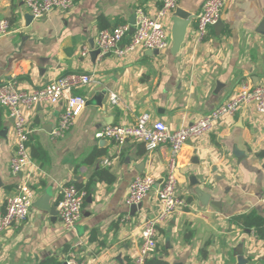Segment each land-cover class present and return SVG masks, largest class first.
<instances>
[{"label": "crops", "instance_id": "1", "mask_svg": "<svg viewBox=\"0 0 264 264\" xmlns=\"http://www.w3.org/2000/svg\"><path fill=\"white\" fill-rule=\"evenodd\" d=\"M205 1H180L179 9L195 18L177 55L171 51L173 14L165 21L170 47L158 55L138 48L124 58L96 59L92 54L101 29L131 24L139 8L154 16L162 0H75L70 11L41 19L28 14L25 0H0V20L12 29L0 37V84L16 81L19 89L32 91L70 73L94 79L73 91L87 105L63 137L53 132L72 93L57 105L37 104L25 111L31 164L19 175L10 168L14 121L8 111H0V213L19 186H31L35 195L28 220L1 237L0 264H65L70 252L82 264H132L144 222L157 212L158 186L133 210L127 204L130 184L148 175L160 185L171 148L149 152L143 144L128 143L118 149L95 134L110 125H135L143 113L180 129L227 101L242 83L264 84V0H227L223 27H211L199 42L196 17ZM113 94L117 105L111 103ZM177 179L183 204L160 224L150 260L264 264V239L233 221L253 212L264 216V115L243 107L187 142L178 157ZM68 184L85 193L82 217L71 231L64 229L57 209ZM198 191L209 195L208 205ZM240 244L241 263L234 255Z\"/></svg>", "mask_w": 264, "mask_h": 264}, {"label": "built area", "instance_id": "2", "mask_svg": "<svg viewBox=\"0 0 264 264\" xmlns=\"http://www.w3.org/2000/svg\"><path fill=\"white\" fill-rule=\"evenodd\" d=\"M181 0H162L157 13L152 16L139 8L135 13V25L125 23L114 29L101 30L95 43L102 57L115 56L124 58L138 48L159 52L170 47V36L165 21L179 8ZM227 0H206L201 13L196 17L197 38L203 41L209 29L215 26L222 17ZM28 14L34 19H41L54 11L67 12L74 5L75 0H25ZM134 27L133 34L130 33ZM11 25L7 20H0V37L11 32ZM84 48L82 57L88 55ZM94 82L93 76L87 73H70L57 80L32 91L19 89L16 81L0 84V111H8L14 123V150L10 168L12 174L23 173L31 164L29 154L30 127L25 115L26 110L37 104L57 105L66 93H72L60 116L53 135L63 137L76 123L86 109L87 101L83 96L73 94L76 89L86 87ZM111 103L118 104V97L111 95ZM251 106L260 115H264V84L252 86L242 83L238 90L224 103L218 105L209 114L186 127L172 130L164 122L155 120L149 113H143L135 125H110L95 134L97 140L113 142L118 149L128 143L143 144L147 151L155 152L168 145L171 155L168 160L166 175L161 184L152 176H140L134 179L129 187L127 204L141 205L156 191L157 212L147 217L141 233V245L132 264H147L155 255L158 248L159 226L183 204L178 196V157L187 142L208 134L215 123L221 119L234 116L243 108ZM119 153V151H118ZM110 165L109 161L104 162ZM34 191L31 186L23 184L16 193L5 203V209L0 213V239L10 229L19 228L30 215L34 203ZM85 193L76 185H65L61 190L58 204V217L66 231H71L82 217ZM264 205V194L261 198ZM65 264H82L74 252L67 255Z\"/></svg>", "mask_w": 264, "mask_h": 264}, {"label": "water", "instance_id": "3", "mask_svg": "<svg viewBox=\"0 0 264 264\" xmlns=\"http://www.w3.org/2000/svg\"><path fill=\"white\" fill-rule=\"evenodd\" d=\"M194 16L191 15L188 12L183 11L182 9H177L173 15V23H172V27H171V41H172V48L171 51L173 53V55H177L180 50L181 47L185 41L186 38V34H187V30L188 27L191 25L192 21L194 20ZM135 21H136V17H133V19L131 20V25H135ZM216 28H222L223 27V23L221 21H219L216 25ZM135 31V28L132 27L130 33L133 34ZM149 55H158L160 52L158 50L155 51H151L148 50ZM100 55V51L99 50H95L92 54V57H95L96 59L99 57ZM200 200L202 202L203 205H208L210 202V197L209 195H207L206 193L202 192V191H198L197 192ZM212 205L214 206H219L216 205V203L211 202ZM139 206H132L133 210L138 209ZM250 232V231H249ZM234 255L238 257V261L239 263H241L243 261V245L240 244L234 251Z\"/></svg>", "mask_w": 264, "mask_h": 264}, {"label": "trees", "instance_id": "4", "mask_svg": "<svg viewBox=\"0 0 264 264\" xmlns=\"http://www.w3.org/2000/svg\"><path fill=\"white\" fill-rule=\"evenodd\" d=\"M78 189L80 191L82 190V188L80 187ZM233 221L234 223H236L243 229L256 230L259 237L261 239H264V216L259 215L256 212H253L247 215L236 217ZM49 263L50 264H61V263H56V261H49L48 264ZM147 264H167V263L161 260H149Z\"/></svg>", "mask_w": 264, "mask_h": 264}]
</instances>
